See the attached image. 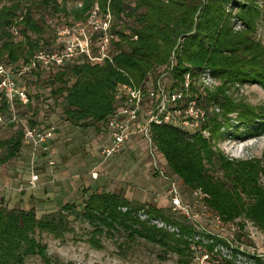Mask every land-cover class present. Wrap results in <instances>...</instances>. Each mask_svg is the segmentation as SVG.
I'll use <instances>...</instances> for the list:
<instances>
[{"label": "trees", "instance_id": "trees-1", "mask_svg": "<svg viewBox=\"0 0 264 264\" xmlns=\"http://www.w3.org/2000/svg\"><path fill=\"white\" fill-rule=\"evenodd\" d=\"M75 1L77 4L71 8L66 6V0L40 1L70 17L50 28L42 18L35 17L36 1L0 0V61L9 67L28 62L39 49L54 47L55 28L84 21L95 3L100 12L108 8L112 15L111 62L91 63L79 55L53 66L48 74L37 67L20 77L29 101L15 105L30 110L28 125L39 117L23 81L27 76L35 82L44 81L54 100L61 98L62 113L70 124L88 127L93 123L105 126L116 109L114 92L119 83L132 81L144 85L168 72L169 86L175 89L183 87L186 74L194 69H208L219 81L214 90L204 91L191 85L188 91L198 105L207 108L214 102L221 108L224 121L219 122L215 116L205 125L210 126L211 136L214 139L221 136V127L229 124L226 115L232 112L247 126L256 119L260 121L259 127L248 135L264 130V111L257 113L227 93L230 86L240 82L264 86V45L254 38L259 17L255 0ZM236 22L241 27L235 29ZM12 26L17 27L16 35L10 32ZM99 36L98 32L92 35L94 49ZM0 110L6 118L2 104ZM150 136L152 145L164 155L171 175L180 178L187 189H203L209 195V207L223 220L232 221L244 215L264 229V185L260 182L264 164L259 159H230L199 130L190 132L168 123L151 125ZM22 138L20 128L5 141L0 164L19 155ZM73 206L66 203L57 212L41 218L33 208L0 206V264H26L30 256L51 264L46 245L36 235L46 232L60 236L68 231L67 213L75 212ZM122 207L126 210H121ZM138 209L119 192H92L78 214L93 226L90 242L94 245L98 243L95 234H101L103 228L106 232L121 228L129 239L139 237L155 243L176 254L179 264H192L189 243L184 238L192 228L165 216L160 207L150 206L147 210L150 215L160 216L179 229L178 233L170 232L140 220L135 215Z\"/></svg>", "mask_w": 264, "mask_h": 264}, {"label": "rangeland", "instance_id": "rangeland-1", "mask_svg": "<svg viewBox=\"0 0 264 264\" xmlns=\"http://www.w3.org/2000/svg\"><path fill=\"white\" fill-rule=\"evenodd\" d=\"M34 1L35 17L42 18L50 28L70 18L45 7L40 2L42 0ZM76 4L75 0H66L68 8ZM255 6L259 10V17L256 20L254 38L264 45V0H255ZM239 27L241 23L236 22L235 29ZM186 75L188 77L185 76L184 79L188 88L194 85L198 89L212 91L219 84L208 69H194L193 73ZM169 77H160L168 91L172 89L169 86ZM23 81L30 93L32 105L36 107L35 113H38V117L42 116L46 123L55 125L56 138L50 143L52 155L25 145L26 148L21 147L17 157L0 164V206L5 204L4 207L8 209H20L19 206L25 205L21 209L33 208L35 215L41 218L57 212L66 203L74 205L75 212L67 213L68 231L60 236L46 232L36 235L46 245L51 264H179L176 254L139 237L129 239L121 228L109 232L103 228L101 234H95L98 243L94 245L90 242L94 235L93 226L78 214L90 193L119 192L128 199L131 206L139 207L135 215L140 220L150 221L156 218L158 223H165V219L147 212L150 206H157L170 219L189 224L182 216L170 213L167 208L168 201L161 196L166 181L160 174L155 173L152 156L155 158L156 168L171 175L164 155L154 145L150 146L145 136L138 135L119 154L102 161L100 150L108 144L109 137L105 126L100 123H93L88 127L70 124L62 113L61 98L54 100L50 95V87L44 81L35 82L28 76ZM227 93L234 101L253 107L257 113L264 111V86L259 83H236L229 87ZM209 106V118L216 116L222 123L224 117L219 105L213 102ZM14 108L19 120L10 124L0 123V157L5 153V141L31 121L30 110L18 103ZM8 114L5 113L6 120L9 118ZM226 116L229 124L228 127H221L220 137L214 139L211 134L201 135L212 139L214 146L230 159L252 157L264 164V130L248 135L259 127L260 121L256 119L252 125L247 126L241 123L236 112ZM50 159L53 164L49 163ZM32 170L39 175L34 187L29 182ZM91 171L99 173L97 179L91 178ZM10 182L13 183L11 188L15 191L10 190V193L20 195L22 205H8L13 198L7 200L2 189ZM260 182L264 185V175H261ZM6 200L7 203H4ZM141 209L145 216L138 214H143L139 212ZM232 221L236 223L241 239L247 246L254 248V254L261 255L258 261L264 264V229L244 215ZM247 250L251 251V248ZM26 264L44 263L39 257L30 256L27 257Z\"/></svg>", "mask_w": 264, "mask_h": 264}, {"label": "built area", "instance_id": "built-area-1", "mask_svg": "<svg viewBox=\"0 0 264 264\" xmlns=\"http://www.w3.org/2000/svg\"><path fill=\"white\" fill-rule=\"evenodd\" d=\"M111 23L110 10L107 8L100 12L95 3L84 21L62 24L55 28L57 44L54 47L37 50L28 62L17 66L9 67L0 61V104L9 113L6 120L0 110V123L10 124L19 120L14 112L15 103L26 104L29 101L20 77L32 69L39 67L44 74H48L53 66L62 65L79 55L86 57L91 63L111 62ZM10 32L16 35L17 27L12 26ZM95 32L100 36L94 49L92 35ZM166 74L168 72L161 74L156 81L144 85H136L132 81L117 85L114 92L116 109L105 122L110 142L100 150L102 161L119 154L132 136H145L151 146L150 126L153 124L168 123L182 130H199L201 134H211L205 126L209 120L210 106L205 108L198 105L197 100L189 94L186 80L183 87L168 91L160 81V77ZM54 134L55 125L43 123L42 116H39L33 125H24L23 145H30L34 150L38 148L41 153L52 155L50 143ZM152 157L155 173L166 181L161 196L168 201L167 208L170 213L185 218L192 228V232L184 236L189 243L192 264H262L258 261L261 255L254 254V248L247 246L239 236L236 223L223 220L211 210L209 195L203 189L185 188L180 178L167 175L156 168L155 158ZM49 163L53 164V160L50 159ZM90 173L92 179L98 178V172ZM38 178L37 172L32 170L30 185L36 186ZM139 212L144 211L141 209ZM138 214L145 216L144 213ZM163 222L158 223L156 218L148 221L157 227L178 233L177 226Z\"/></svg>", "mask_w": 264, "mask_h": 264}, {"label": "crops", "instance_id": "crops-1", "mask_svg": "<svg viewBox=\"0 0 264 264\" xmlns=\"http://www.w3.org/2000/svg\"><path fill=\"white\" fill-rule=\"evenodd\" d=\"M138 135H136V136H132L131 137V139H133V138H136ZM56 138V135L54 134V136H53V138H52V141H54V139ZM130 139V140H131ZM129 140V141H130ZM129 141H128V143H129ZM110 142V139H109V137H108V143ZM127 143V144H128ZM126 144V145H127ZM23 148H26L25 147V145H23L22 146ZM8 185H6L5 186V188L4 189H2V190H4L5 192H3L4 194H5V198L8 200V198L10 199V198H13V199H10V201L11 202H9L8 203V205H13V206H16L17 205V203H19V205H22L23 203H22V197L19 195H16L15 193H10L11 191L10 190H13L11 187H12V182H10V183H7ZM13 192H15L14 190H13ZM3 193H2V195H3ZM7 200L6 201H4V203H7ZM1 202V201H0ZM1 205V204H0ZM5 204H3V206H4ZM25 206V205H24ZM24 206H19L20 208H23Z\"/></svg>", "mask_w": 264, "mask_h": 264}]
</instances>
